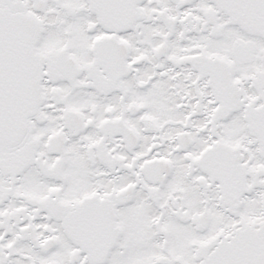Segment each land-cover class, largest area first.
<instances>
[{"label": "snow or ice", "instance_id": "snow-or-ice-1", "mask_svg": "<svg viewBox=\"0 0 264 264\" xmlns=\"http://www.w3.org/2000/svg\"><path fill=\"white\" fill-rule=\"evenodd\" d=\"M0 264H264V0H0Z\"/></svg>", "mask_w": 264, "mask_h": 264}]
</instances>
